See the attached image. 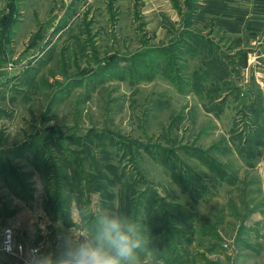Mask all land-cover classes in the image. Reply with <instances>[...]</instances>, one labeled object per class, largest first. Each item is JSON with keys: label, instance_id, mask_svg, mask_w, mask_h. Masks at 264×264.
<instances>
[{"label": "rangeland", "instance_id": "rangeland-1", "mask_svg": "<svg viewBox=\"0 0 264 264\" xmlns=\"http://www.w3.org/2000/svg\"><path fill=\"white\" fill-rule=\"evenodd\" d=\"M141 5L0 0V238L75 264L118 218L138 264H264L262 120L186 64L213 56L208 27Z\"/></svg>", "mask_w": 264, "mask_h": 264}, {"label": "crops", "instance_id": "crops-1", "mask_svg": "<svg viewBox=\"0 0 264 264\" xmlns=\"http://www.w3.org/2000/svg\"><path fill=\"white\" fill-rule=\"evenodd\" d=\"M179 8L174 0H142L137 17L157 25L179 22L184 15L199 24L202 31L208 27L209 39L217 44L213 56L195 49L187 53L186 62L191 57L195 70L207 75L206 80L217 89L212 102L225 104L234 98L246 113L245 118H258L262 120L260 127L264 126V0H194L193 4L186 1L184 10ZM164 30L151 31L154 39L168 37ZM230 132L223 131L226 139ZM227 142L230 144L229 139ZM15 261L0 254V264Z\"/></svg>", "mask_w": 264, "mask_h": 264}, {"label": "clouds", "instance_id": "clouds-1", "mask_svg": "<svg viewBox=\"0 0 264 264\" xmlns=\"http://www.w3.org/2000/svg\"><path fill=\"white\" fill-rule=\"evenodd\" d=\"M97 245H85L75 264H138L136 249L140 247L135 229L120 219L102 218Z\"/></svg>", "mask_w": 264, "mask_h": 264}, {"label": "built area", "instance_id": "built-area-1", "mask_svg": "<svg viewBox=\"0 0 264 264\" xmlns=\"http://www.w3.org/2000/svg\"><path fill=\"white\" fill-rule=\"evenodd\" d=\"M41 246H25L21 243H15L14 230L12 226L6 225L2 228L0 238V253L13 256L24 264H40L43 259L40 258Z\"/></svg>", "mask_w": 264, "mask_h": 264}, {"label": "trees", "instance_id": "trees-1", "mask_svg": "<svg viewBox=\"0 0 264 264\" xmlns=\"http://www.w3.org/2000/svg\"><path fill=\"white\" fill-rule=\"evenodd\" d=\"M7 20H8V21H7ZM7 20H6V21H7V23H9V22H10V18H8ZM6 21H5V22H6Z\"/></svg>", "mask_w": 264, "mask_h": 264}, {"label": "bare ground", "instance_id": "bare-ground-1", "mask_svg": "<svg viewBox=\"0 0 264 264\" xmlns=\"http://www.w3.org/2000/svg\"><path fill=\"white\" fill-rule=\"evenodd\" d=\"M40 264H44V263L41 262Z\"/></svg>", "mask_w": 264, "mask_h": 264}]
</instances>
